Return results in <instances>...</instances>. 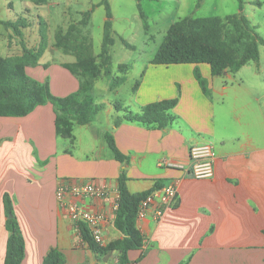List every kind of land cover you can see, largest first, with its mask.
Segmentation results:
<instances>
[{
    "label": "crops",
    "instance_id": "obj_1",
    "mask_svg": "<svg viewBox=\"0 0 264 264\" xmlns=\"http://www.w3.org/2000/svg\"><path fill=\"white\" fill-rule=\"evenodd\" d=\"M251 4L261 9L264 1ZM258 51L254 66L248 63L223 76H212L205 64L163 66L149 61L130 104L136 113L147 104L176 99L170 110L174 120L165 128L128 121L115 126L117 116L109 127L96 131L91 123L78 125L92 130L91 145H82L73 129V139L61 138L58 147L50 104L25 117H0V264L9 236L5 193L24 239L21 264H42L52 248L63 253V264H116L118 253L98 258L88 249L55 192L64 181H91L106 191L104 197L82 200L86 209L102 214L106 245L123 238L114 226L122 170L133 194L168 183L177 188L172 206L158 221L153 218L155 207L136 220L144 245L128 253L130 264H264V46ZM65 63L51 80L50 91L58 97L78 88V80L61 66ZM51 67H44L46 74ZM31 69L32 76L43 80V73ZM196 69L207 83V95L194 76ZM245 69L248 81L241 76ZM105 133L128 157L126 164L115 160ZM200 144H209L216 154L212 178L189 174V148Z\"/></svg>",
    "mask_w": 264,
    "mask_h": 264
},
{
    "label": "trees",
    "instance_id": "obj_2",
    "mask_svg": "<svg viewBox=\"0 0 264 264\" xmlns=\"http://www.w3.org/2000/svg\"><path fill=\"white\" fill-rule=\"evenodd\" d=\"M239 11L242 9V0H237ZM108 10L107 0H102ZM90 11L82 13L78 23L70 24L64 31L59 29L54 35V47L64 54L75 57L72 63L61 66L67 69L78 79L76 91L58 97L51 93L48 84L32 79L26 73V68L35 67L39 58L47 48L45 24L39 23L40 42L35 48L22 47L20 55L9 57L0 56V117L20 118L28 116L37 107L50 104L55 114V133L62 139H73L74 125H88L94 122L97 114L103 109L102 104L95 102L93 97L94 81L102 74L111 75V62L109 46L113 43L110 34V15L107 11V20L104 23V37L101 50L95 58L89 52L87 38L81 35V28L86 27L90 20ZM145 20L143 15H140ZM145 22V21H144ZM5 27H13L16 35H20L19 27L26 25L17 20L0 22ZM82 37L79 44L77 36ZM264 46V39L257 32V27L241 13L222 17H184L174 21L168 27L162 43L154 57L150 60L152 65H208L212 76H223L225 73H236L250 62L259 60L258 47ZM99 60V62H97ZM129 69L126 64L118 66V72L125 74ZM194 76L204 94H208L207 83L200 75L198 69ZM123 77L112 78L109 88L115 89ZM177 103L176 99L162 100L147 104L136 113L126 111L119 104L114 103L117 112H125L115 120V126L122 121L137 122L145 126L155 125L165 128L173 120L170 114ZM104 139L112 151L116 161L121 164L128 162V157L116 147L111 134L105 133ZM127 178L122 170L118 177V199L115 210L114 226L123 234V238L109 242L106 245L97 244L91 237L85 224H79L78 231L88 249L98 258L112 253H118L116 264H130L128 253L140 251L144 245V237L136 226V214L140 203L159 186L152 190L130 193L126 188ZM6 217L5 226L9 232L6 243L4 264H21L24 258V239L19 223L13 215L11 198L7 193L3 197ZM64 255L58 249L52 248L43 258L42 264H63Z\"/></svg>",
    "mask_w": 264,
    "mask_h": 264
},
{
    "label": "rangeland",
    "instance_id": "obj_3",
    "mask_svg": "<svg viewBox=\"0 0 264 264\" xmlns=\"http://www.w3.org/2000/svg\"><path fill=\"white\" fill-rule=\"evenodd\" d=\"M102 0H0V22L21 20L26 25L19 27L20 35H16L13 27H5L0 23V56L9 57L22 53V47L35 48L40 42L39 23L45 24L47 48L39 58L35 69L43 80L32 76L29 67L28 76L40 83H47L51 87L53 74L60 73V64L72 63L75 57L64 54L53 45L54 35L57 30H66L70 24L78 23L82 13L90 11V20L86 27L81 28V35L87 38L89 52L97 58L101 50L104 37V23L108 20L113 43L109 46L111 75L102 74L94 81L93 97L95 102L103 105L91 124L94 131L109 127V123L125 112H117L113 104H121L126 111L135 113L130 104L134 98L135 85L140 79L142 71L148 66L157 49L163 41L165 33L171 23L184 17H224L238 12L237 0H107L108 10L100 5ZM242 14L251 22L259 24L258 32L264 36V5L263 8L252 7L253 0H242ZM263 2L264 0H259ZM140 15L145 17V20ZM145 21V22H144ZM77 43L83 42L77 36ZM99 62V60H97ZM250 66H254L250 62ZM126 64L128 71L123 74L118 72V66ZM51 67L47 74L44 67ZM77 79L75 75H72ZM123 77L115 90L109 88L114 77ZM236 76V75H235ZM241 76L248 81L250 76L246 69ZM78 80V79H77ZM82 145H91L92 130L84 131L78 125L73 128ZM63 140L56 135L58 147ZM96 140H94L95 142ZM35 148L32 150L35 153ZM74 153L77 154L76 149ZM34 159H37L34 157ZM13 215L14 214V206Z\"/></svg>",
    "mask_w": 264,
    "mask_h": 264
},
{
    "label": "built area",
    "instance_id": "obj_4",
    "mask_svg": "<svg viewBox=\"0 0 264 264\" xmlns=\"http://www.w3.org/2000/svg\"><path fill=\"white\" fill-rule=\"evenodd\" d=\"M190 160L189 174L195 179H208L214 175L216 154L209 144L195 145L189 148ZM106 191L91 181L69 183L64 181L55 192V198L59 206L67 213L71 222L78 228L79 224H85L93 240L103 246L100 223L102 214L86 209L82 200L88 198L104 197ZM177 196V188L174 183H168L149 194L139 205L136 220L143 219L151 207H155L154 220H159L164 211L170 208ZM117 207V204H116Z\"/></svg>",
    "mask_w": 264,
    "mask_h": 264
},
{
    "label": "water",
    "instance_id": "obj_5",
    "mask_svg": "<svg viewBox=\"0 0 264 264\" xmlns=\"http://www.w3.org/2000/svg\"><path fill=\"white\" fill-rule=\"evenodd\" d=\"M8 217L10 218V217H11V215H8Z\"/></svg>",
    "mask_w": 264,
    "mask_h": 264
}]
</instances>
